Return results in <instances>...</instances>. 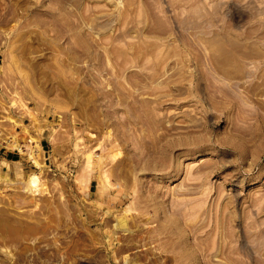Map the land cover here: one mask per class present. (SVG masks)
<instances>
[{
	"label": "rangeland",
	"instance_id": "1",
	"mask_svg": "<svg viewBox=\"0 0 264 264\" xmlns=\"http://www.w3.org/2000/svg\"><path fill=\"white\" fill-rule=\"evenodd\" d=\"M0 150V264H264V0H0Z\"/></svg>",
	"mask_w": 264,
	"mask_h": 264
},
{
	"label": "crops",
	"instance_id": "2",
	"mask_svg": "<svg viewBox=\"0 0 264 264\" xmlns=\"http://www.w3.org/2000/svg\"><path fill=\"white\" fill-rule=\"evenodd\" d=\"M16 153H6L0 150V167L4 166L5 164L14 163L16 161Z\"/></svg>",
	"mask_w": 264,
	"mask_h": 264
},
{
	"label": "bare ground",
	"instance_id": "3",
	"mask_svg": "<svg viewBox=\"0 0 264 264\" xmlns=\"http://www.w3.org/2000/svg\"><path fill=\"white\" fill-rule=\"evenodd\" d=\"M27 156V155H26ZM28 157V156H27ZM3 171H2V169L0 168V181L1 182H6V180H8V179H6V177H5V175H3ZM29 182H30V184L31 183H33V178H30L29 179ZM122 221V220H121ZM129 228V227H128Z\"/></svg>",
	"mask_w": 264,
	"mask_h": 264
}]
</instances>
